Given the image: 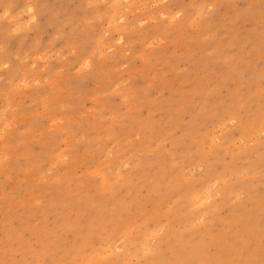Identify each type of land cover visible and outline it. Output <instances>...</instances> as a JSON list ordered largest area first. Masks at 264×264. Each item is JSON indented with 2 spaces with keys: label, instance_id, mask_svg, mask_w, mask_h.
<instances>
[{
  "label": "rangeland",
  "instance_id": "rangeland-1",
  "mask_svg": "<svg viewBox=\"0 0 264 264\" xmlns=\"http://www.w3.org/2000/svg\"><path fill=\"white\" fill-rule=\"evenodd\" d=\"M0 264H264V0H0Z\"/></svg>",
  "mask_w": 264,
  "mask_h": 264
}]
</instances>
